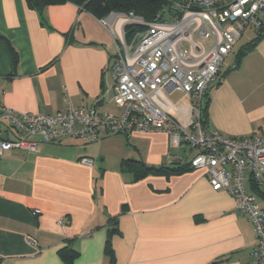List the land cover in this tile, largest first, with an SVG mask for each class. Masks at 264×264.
<instances>
[{
	"label": "crops",
	"instance_id": "1",
	"mask_svg": "<svg viewBox=\"0 0 264 264\" xmlns=\"http://www.w3.org/2000/svg\"><path fill=\"white\" fill-rule=\"evenodd\" d=\"M239 42L222 72L221 85L231 91L211 97L207 117L208 128L232 137L264 132V37L240 59ZM114 53L110 31L73 2L40 13L26 0H0V102L10 108L53 114L71 102L118 113L113 90L102 99L113 85ZM169 96L187 124L193 98L178 90ZM78 139L96 144L82 147ZM168 140L160 131L132 132L8 151L0 160V264H69L59 252L65 246L79 252L72 264H110L105 249L115 216V264H251L253 224L227 191L213 189L204 169L134 178L128 161L160 167L168 152L186 149L170 150ZM189 154L178 163L189 164ZM259 202L264 208L263 195ZM63 217L70 220L65 230Z\"/></svg>",
	"mask_w": 264,
	"mask_h": 264
},
{
	"label": "built area",
	"instance_id": "2",
	"mask_svg": "<svg viewBox=\"0 0 264 264\" xmlns=\"http://www.w3.org/2000/svg\"><path fill=\"white\" fill-rule=\"evenodd\" d=\"M173 12L147 20L134 11H112L100 19L110 31L115 53L110 70L118 113L79 107L67 102L53 114L25 112L0 102V160L13 149L37 153L41 142L66 137L85 142L132 132H164L169 148L187 147L182 154L168 152L167 164L190 155L191 168H201L214 190H225L238 212L253 224L257 243L251 264H264V132L225 136L206 127L201 110L206 93L219 78L227 57L248 29L264 30V0H171ZM128 26L135 30L128 33ZM190 95L193 118L181 123L169 94ZM7 137L4 138L3 136ZM81 162L94 166V160ZM65 230L68 218L59 221ZM31 245L36 240L29 236Z\"/></svg>",
	"mask_w": 264,
	"mask_h": 264
},
{
	"label": "trees",
	"instance_id": "3",
	"mask_svg": "<svg viewBox=\"0 0 264 264\" xmlns=\"http://www.w3.org/2000/svg\"><path fill=\"white\" fill-rule=\"evenodd\" d=\"M28 5L33 9H36L40 13L42 10L50 5V4H57L63 2H73L80 7L91 12L94 16L101 19L107 16L112 11L118 12H129L134 11L138 14L143 15L147 20H155L158 17H163L166 15L165 13L173 12V8L171 5V0H26ZM167 16V15H166ZM127 32L130 33L135 30L134 26H128ZM264 37V30H260L255 33V36L246 44L242 45L238 52L239 59L244 56L252 47L256 45V43ZM9 46L14 54L15 62L17 61V53L14 48L9 43ZM224 72L219 76V83L220 85L225 77L226 73ZM211 88L206 93L207 100L202 106L201 110V120L203 124L207 127L208 124V106L211 101ZM176 163V164H175ZM172 165H162L160 167L155 166H148L141 161L138 160H131L126 163V165L131 169L134 173V178L136 180L146 177L150 174H159V173H168V172H183L185 170L191 169L188 163L186 164H179L175 162ZM109 238L106 244V254L109 256L110 264H115V252L112 247V236L117 233L118 230V218L112 217L110 220V227H109ZM60 256L69 264H72L73 261L78 257L79 252L74 247L65 246L60 249Z\"/></svg>",
	"mask_w": 264,
	"mask_h": 264
},
{
	"label": "rangeland",
	"instance_id": "4",
	"mask_svg": "<svg viewBox=\"0 0 264 264\" xmlns=\"http://www.w3.org/2000/svg\"><path fill=\"white\" fill-rule=\"evenodd\" d=\"M255 36V31L254 30H252L251 28L250 29H248L247 30V32L245 33V35L241 38V40H240V42H239V44H238V46H237V48L240 46V45H243L244 43H246V42H248V41H250L253 37ZM232 59H234V55H232V56H230L228 59H227V63H230V61L232 60ZM225 78V77H224ZM223 78V80L225 81V79ZM220 79V78H219ZM219 79L215 82V84L213 85V87H211V90H210V94H211V97L213 98V99H216V97H218V95L217 94H219V96H220V94H227V93H229L230 91H231V87H229V86H225V87H222V83L220 84V85H218V81H219ZM221 82H223V81H221ZM224 83V82H223ZM217 92H219V93H217ZM217 95V96H216ZM175 97H176V94H172L171 95V98H173V99H175ZM206 100H207V97H205L204 98V103L206 102ZM73 141V140H72ZM78 143H80L81 145H82V147L83 146H86V147H89V146H91V145H94V144H96V143H86V144H84L81 140H76ZM73 142H75V141H73ZM98 143V142H97ZM187 148V147H186ZM187 155H188V153H187ZM188 157V156H187Z\"/></svg>",
	"mask_w": 264,
	"mask_h": 264
},
{
	"label": "water",
	"instance_id": "5",
	"mask_svg": "<svg viewBox=\"0 0 264 264\" xmlns=\"http://www.w3.org/2000/svg\"><path fill=\"white\" fill-rule=\"evenodd\" d=\"M3 137H4V138H6L7 136H6V135H4Z\"/></svg>",
	"mask_w": 264,
	"mask_h": 264
}]
</instances>
